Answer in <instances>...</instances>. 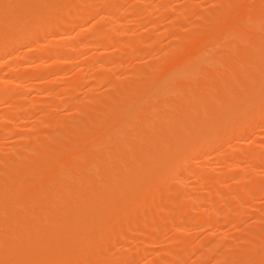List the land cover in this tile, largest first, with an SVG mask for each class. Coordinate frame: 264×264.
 <instances>
[{"label": "rangeland", "instance_id": "374dc122", "mask_svg": "<svg viewBox=\"0 0 264 264\" xmlns=\"http://www.w3.org/2000/svg\"><path fill=\"white\" fill-rule=\"evenodd\" d=\"M106 1L110 3V1H112V0H109V1L108 0H103V1L102 0H91V4L88 3V5L84 1L85 6L83 4L82 5L83 7L81 6L82 9L84 7H86V5H87L88 7L93 6V7H91L92 9L90 8L92 11L94 9L96 10V11L94 10L93 12H91L89 9L90 13L88 12L89 13L88 15L83 14V16H86L85 20L83 18V20L80 21V20H78L79 19L78 16L75 17V15L71 14V12L67 13L66 14L67 16L71 14L73 17L68 16L66 18V15H65V16H63L65 18L62 17V19L60 21L61 22L60 25L59 24L57 25L58 27L59 26H61V27L65 26V28L59 27L60 28L59 29L57 27L55 28V26L51 27V29L55 28L54 30L53 29L50 30V28H48V29L46 28L44 30L50 31V32L48 31V34H47V31H46V33L43 31V33L41 32L42 35L38 33L39 38H38V36H34L36 38L31 40L32 42H35L36 44L31 43V42L29 44V41H28V46H27V43L22 44L23 42L20 41L21 44L19 43V45L21 47L20 46L16 47V48H18V50H17L16 48H14V45H17L18 43L17 42H16V44L12 43L11 46H13L12 47L13 49L11 51H9V49H8L7 51H9V52L6 53L5 56H3V58L1 56V58H0V69H1L0 70V77L4 78L5 80L7 79V81H13L14 84H17V85H14V87L5 84L6 86H4V87L2 86L3 88L2 87L0 88V90L5 89V91L4 90L3 91L7 93V94H5V93L3 94V93H1L3 91H0V94L5 95L4 98H2L3 96H0V121H1L0 122V132L2 130L1 128H3L2 132L4 131V133H2V132L0 133L1 134L0 144L3 147L7 145L5 148H3L0 145L1 146L0 147V187H1L0 188V191H1L0 192V198H1V201H6L7 199L10 200L9 199V198H11L10 195H12V193L15 190V189H13L14 186H13L12 182L10 181V179L12 177L10 175L11 169L8 167L10 163L16 162V160H18L23 155H27L26 157H28V158H25V160H23V161L25 163L27 162L25 165H26V167H29L30 165H33L34 163H36L35 161H37L39 159L37 153H35L36 151L37 152L39 150H45L46 151L50 148L53 151L57 150L56 153L60 152V150L63 149V148L61 149L60 146L61 147H63L64 145L67 146L66 143H68L70 141L71 137L79 129H81L82 130L81 133L83 132L82 134H84V131H86L87 129H88L87 131L93 129L92 131L94 133V130L98 131V130H101L102 128L106 127V126H110L112 124L113 119H115L116 116L118 117V115L124 109L135 104L136 101H137L136 104L139 102V99H138L139 96L141 95L140 98L142 97V94L139 95V93L145 92L146 88H144V86L146 84H150V82L154 78L155 74H157L156 76H158L160 74V71H161L160 69H162V71H161V73H162L166 69L168 70V68L171 67V64L174 66H177V65H180V63L183 64L185 62H190V60L193 59L195 54L198 52L197 50H201L202 47H204L206 49V51L209 50L208 53H211L212 51L210 50L209 47L211 46L213 41L215 40L217 42L218 41L217 39H219L222 35L224 36V34H225V33L221 34L223 30L218 32L220 29L224 28L225 32L228 31V33H229L230 32L229 29L228 30H226V29L231 24L230 25V30H232L231 32H233V33L237 32V36H238L237 30L239 29V31H241L242 29L240 27L242 25H243L242 27H245L246 25L249 26L248 23L245 22V20H247V18H246L247 14H248L247 12H249L253 16V18L256 19L258 17L254 16L255 15L254 10H256V8H258V9L261 8V9H259L260 13H261L262 7L264 5V2H262L263 0H259L262 2V3L260 2L261 5L259 4V1H256V0H242V1L241 0H163V2H162V0H146L148 2H146V1L143 2V0L142 1L141 0H119V1H117L116 0L117 3L113 0L114 3L118 4L117 5L118 7L116 8V11L113 12L114 15L110 14L111 16L110 15L107 16L105 13L99 12V10L102 11L103 9H105L104 6L106 4L104 2H106ZM124 1H125V3H123ZM95 2H96V4L92 5V3L94 4ZM158 2H160V3H158ZM102 3H103V6H102ZM252 3L254 5H252ZM255 3H256V5H255ZM257 4H258V6H257ZM260 6H262V7H260ZM119 7H120V9H119ZM240 7H242V8H240ZM253 8H254V10H253ZM154 9H155V11H154ZM173 9H174V11H173ZM258 9H257V15L259 14ZM85 10H83V11L86 14ZM249 10L250 11L252 10V11L250 12ZM120 11H122V12H120ZM241 11H242V14H240ZM148 12H149V14H148ZM94 13H96V14H94ZM128 13H130L129 15H131L133 17L129 16ZM262 13H264V12L262 11ZM262 13H261V15H263ZM101 14L105 15L106 18L109 17V20L112 17L111 21L113 23L111 21H109V23L111 22V25L106 24L104 26V24H103L102 27L103 26L104 27L99 28V26H101V23H98V22L96 23V20L98 21V17H100ZM117 14H118V16H117ZM238 15L240 17H242V15H244L245 17L243 16L244 19L243 18L240 19ZM259 17H260V15H259ZM262 17H260V19ZM113 18L115 19V21ZM64 19L69 20V22L65 21V22H68L65 25H64L65 22L63 23ZM119 19H120V21H119ZM260 19H257V21L252 19V22L256 21L260 25L262 23L261 21L264 20V18L261 21H259ZM76 20H78V21H76ZM249 20H248V22H249ZM178 21L180 24L178 23ZM77 22H79V23H77ZM81 22H83V23H81ZM227 22L229 23V25H227L228 24ZM234 22H235L236 26L235 25L233 26ZM236 22H237V24H236ZM256 22H254V23L256 24ZM190 23H192V24H190ZM95 24H97L98 26H96ZM167 24H169V26ZM115 25H116V27H115ZM224 25L227 26V28H225ZM256 25H258V24H256ZM67 26H69V27H67ZM253 26L251 27L253 29L252 31H251V29L249 31H246V29L248 28L247 27V28H245V30L243 28V30L239 33V35L241 36V33L243 32L242 37L246 38L247 41L244 40V38H241L240 36H238L241 38V41H240V39H238V37L235 38V36H236L235 34L230 33L231 35H233V38H234L233 41L237 42V43L234 42L235 48L232 47L234 43L233 42L230 43V41H232V39L230 38V40H229V38L228 39L225 38V37H228V35H229L226 32V34H228V35L224 36L225 41L229 40L227 42H229L230 45H232V46H230L229 44L227 45V42H226V46H229V49L231 47L234 52L231 49L229 51V49L227 47L226 48L228 50L226 48H222V51H220V52L224 53L223 54L224 59H223V57H220V56L217 57L216 55L214 57V55H213L216 51H217L216 53H218V50H221V48H219V47H218L219 49H216V51H213L214 53L213 52L211 53L213 55V56H211V58L215 59L217 57L216 58L217 62H215V61H214V63L212 62L215 67L212 65L211 69L208 68V71L210 70L212 75H210V72H208V71L207 72H208L209 76L207 75V73H205L209 77V79H207V77H206L207 82L202 80V84L200 83V85L203 88L206 87L207 91L205 90V88H204V90H202L203 88H201L200 85H199V87L198 86L192 87L193 88L192 89L190 85H189L190 88H189V86L184 85L186 82H183V81H185V80L181 79L182 80L181 81L180 79L179 80L178 79H175V80L172 79V81H175L176 83H177V81H178V83H181V84L183 82L185 89H183L184 87H182V86H180V87H182V90H185V91H184L183 95L180 97H181V99H183L185 102L187 101L188 103L187 102L185 103L184 101L180 100L181 102H179V104L182 103L180 105V107H181L180 109H182L184 107V109H183L184 111L183 110L181 111L180 109H179V112L174 110L177 114H175V113L172 114V115H175V117H176V119L172 118L175 121V123L179 122L176 124L177 126H172L175 124L172 119L171 120L173 122L171 121L169 123H167V122L165 123V125L167 124L168 126H172L173 129H175V130L172 129L174 133L171 132L172 131L171 127L166 126L164 128L163 126H161L162 124L161 125L157 124V125L159 128L158 130L159 131L161 130L163 133L161 131L159 132L156 130L157 126L154 127L155 129L153 128V126L155 124L152 126L151 130L152 129L153 130L151 131V133L153 134L156 130V132L153 134L154 139H156L155 137H157V136H159V137H157V139H156L157 143L155 142V145L153 144V146L156 149L153 150V149H151L152 147L149 148L150 151H147V155L150 157H151V155H158L155 157H160L161 154L167 150L166 148L168 146H170V144H172V141H171L172 139L169 141L172 133H173V135L175 134V135H177V137L181 136L180 138H182L183 133L185 134V131L191 127L192 121L194 122V120H195L196 114L194 116V113H196V111H197L195 109V106L198 107V104H200V103L203 105L204 101L206 100L207 97H209L210 101L213 100V96H214L215 92H216V94H215V97L213 100V105H210L211 106L210 112H211V119L214 117V115H216L215 117H217V118H216V120L211 121L212 125H213V123H215L214 126L218 125L216 123L218 121L220 122L221 120H223L225 118V116L223 117V115H226V113L228 112V109L231 110L230 109L231 107L229 108V106H232V109L234 108L233 109L234 111L235 110L237 112L240 111L244 114H245V112H246V114H248V112L251 114L254 113V115L251 118H253L255 121L256 120L257 121L254 123L253 119H250L251 121L248 122L249 124L247 123V125H250V129L248 126L249 130L247 129L246 132L244 131L245 133H243V134L240 133L241 138L238 136V138L235 137L236 139L233 138L234 140L231 139L232 141L227 142L226 140H229V139H227V136H225L226 140L223 137H221V139L223 140V143L220 140V142L218 143L220 145H219V147L218 146L216 147V150L215 149H212L211 151L208 150V152L206 151L207 152L206 154L205 153L201 154V157L197 156V157H194L193 159H190L187 161V168L189 169V167L193 166L194 168L192 167L189 170L192 171V169H194L195 172L194 171L188 172L187 171L188 169H187L186 171L188 173H192V174H188L187 172H185L184 177H182L183 183L185 184L184 185L182 183V185H184V187L182 186L183 192H185L182 196L183 199L178 198L171 191V193L167 197L168 198L167 200H169V201L165 203V205L167 207L164 205V207H162L163 209L159 208V212L160 211L161 212L159 214L158 220H160V221H158V222L153 221V222H151L152 225L151 224L149 225V220L147 219V221H146V222H148L147 225L139 224V225H142L141 226L142 228L140 226H137V227L135 226V227H131L133 230H131V228H130V230L129 229L126 230V231H129V233H128L129 235H133L131 237L129 236L130 239H129L128 234H127L126 237L123 238V240H120L121 238L119 236L116 237L117 239H113L114 241L111 240L110 242L112 243V246L110 244V247L112 249H110V252L108 254L112 255L113 258H116V261L117 260L119 261V262H116V264H127V263L128 264H148V263L149 264H214V263H216V264H223V263L224 264H228V263L229 264H240V263L241 264H264V251H263L264 250V170H263L264 169V167H263L264 166V159H263L264 158V115H262V114H264V111H263L264 110V106H263L264 105V101H263V99H264L263 98V96H264V61H263L264 60V49H263L264 48V32H263L264 27L261 28L262 29V31H261L260 28H256V27L253 28ZM234 28H236V29H234ZM102 29H104V30L100 31ZM120 29L122 32L120 31ZM256 29H258L259 31ZM72 30H74V31H72ZM106 30H108V32ZM195 30H196V32H195ZM51 31H54L56 33L51 32ZM70 31H72V32H70ZM111 31H113V32H111ZM152 31H153V33H152ZM89 32H91L90 35H92V36H94V33L97 34L99 32H103L104 35L105 34L106 35L111 34V36H112L111 40L112 41L107 40V41H110V43L107 42V44L106 43L104 44L103 42L99 41V38L95 39L92 41L94 43V46H93L94 48L93 47H89V48L87 47V48L83 49L82 51H80V53H77V55L74 56V58H73L74 60H72L71 63L61 64L60 63L61 60L59 59V57H60L59 55L62 54V53L60 54L62 47L64 46L63 47V50H64V48H66V46L69 43H71V42H69V40L72 38L75 39L76 37H77L76 39H78L79 38L78 36H80L81 33H82V36H84L87 33V35H88L87 38H90V36L88 34ZM256 32H257V34H256ZM216 33H218L219 36ZM250 33H253V36ZM247 34L250 36L248 37ZM212 35L213 36L215 35L214 36L215 39L214 38L212 39V37H213ZM246 36L248 37V39ZM66 37H68L67 44H66L67 39H65ZM85 37H86V35H85ZM113 38H115V39H113ZM256 38H258V39H256ZM92 39H94V37H92ZM221 39H222V37H221ZM153 41H154V43H153ZM243 41H245V42H243ZM24 42H26V41H24ZM182 42H184V43H182ZM222 42H223V39H222ZM117 43H118L119 47L117 46ZM34 44H35V46H34ZM129 44H130V46H129ZM198 45H199V47H198ZM213 45L214 44H212V47H211L212 49H213ZM216 45H215V47L217 48ZM11 46H10V49H11ZM207 46H209V47H207ZM239 46H240V48H239ZM46 47H49V49H47ZM221 47H225V46L222 45ZM59 48L61 49L60 51H59ZM195 48H196V50H195ZM204 48H202V50H204L202 52H205ZM207 48H208V50H207ZM50 49H52V51ZM240 49L242 50V52ZM13 50H14V53H13ZM46 50H47V52H49L48 57H47V59H49L48 61L45 59V57L47 55L44 56V59L42 57V53L44 55L47 54V53H45ZM54 50H56V51H54ZM190 51H191V53H190ZM227 51L230 53L228 54ZM193 52H195V54ZM232 52H233V54H232ZM255 52L258 55L260 53V55L259 56L255 55L256 54ZM9 53H10V55H9ZM187 53H189V54H187ZM199 53H201V51ZM219 54H222V53H218L217 55H219ZM226 54H228V55H226ZM204 55L208 56L207 54H204ZM117 56H119V57H117ZM225 56H229V58L225 57ZM14 57H16L17 59ZM250 57H251V59H250ZM90 58H92V59H90ZM196 58H198V57H196ZM220 58H222V59H220ZM261 58H262V60H260ZM113 59H115V60H113ZM165 59H166V61H165ZM254 59H256V60H254ZM179 60H181V61H179ZM218 60H220V61H218ZM108 62H109V64H108ZM176 62H179V63L175 64ZM37 63L40 66H42V64H44V66L39 68V69H36L37 67H40V66H37L38 65ZM40 63H42V64H40ZM110 63H111V65H110ZM51 64H53V65H51ZM35 65H36V67H34ZM90 67H91V69H88ZM212 67H214V68H212ZM164 68H165V70H163ZM221 68H223L224 70ZM41 69L43 72L42 78L40 77V79L36 80L35 77L30 76L32 73L34 75L36 73V71H39ZM67 69L69 71H67ZM151 69H153V70L151 71ZM32 70L33 71L36 70L35 73ZM55 70H56V72H55ZM63 70H64V72H63ZM89 70H91V71H89ZM237 70H238V72H237ZM59 71H60V73H59ZM157 71H159V72H157ZM253 71L256 72V75L254 74ZM258 71H260L263 75H261L260 72H258ZM21 73L24 75H27L28 78L31 79V81L29 79H25L26 81L25 80L22 81L23 79L21 80L19 78V77H21ZM105 73H106V75H105ZM234 73H235V77L237 78V76H238V78H240V79H238V78L236 79L234 77ZM243 73H245V74H243ZM9 74H12V75H9ZM15 74L16 75L18 74L17 79H15L16 78ZM236 74H237V76H236ZM113 75H114V77H113ZM241 75L245 79V81H244V79H242ZM74 76H75V78L79 77L78 78L79 80L77 79V81H79V82H75L76 79L73 78ZM256 76H257V78H256ZM80 77L82 80L80 79ZM210 77L214 80H210ZM251 77H252V79H251ZM53 78L55 80H53ZM72 78H73V81L71 80ZM252 80H253V83H252ZM175 82H173V83L175 84ZM229 82H231V83H229ZM28 83L30 85H28ZM170 83H171V81H170ZM173 83H171V84H173ZM207 83L209 85H207ZM225 83H227L228 85ZM239 83H241V84L239 85ZM46 84H48V88H47ZM233 84H235V85H233ZM255 84H258V86H255ZM31 85H32V87H31ZM207 86L212 90L209 91V88ZM214 86L218 88V91H220V90L221 91L218 92ZM225 86H226V88H225ZM250 86H251V88H250ZM56 87H58V88H56ZM65 87H67V88H65ZM230 87L232 88L229 92V93H231V96L228 92H226V91H229ZM243 87H244L245 92L241 90V89H243ZM143 88H144V91H141ZM198 88H201V89H199L201 92L198 91ZM236 88H238V89L241 88V89L237 90ZM249 88L251 90H250V92L248 91L249 93L246 94V92ZM41 89H43V90H41ZM189 89L191 91H194V92L197 91L195 94L198 95V98L197 97L194 98V96H197L194 94V92H192V93L190 92L191 94H194L193 96L188 92L191 95V97H193V99H195V100H191L192 98L190 99V97H189L190 95L186 92ZM234 89H235V91H234L235 93L233 92ZM252 89L255 90V91L254 90L253 91L255 92V94H257L256 96H254L255 94L252 91ZM259 89H260V91H259ZM7 90H9V91L11 90L10 93L14 92V94H12L13 95L12 99H11V94ZM211 91H215V92L211 93ZM236 91H240V93L242 95ZM181 92H183V91H181ZM185 92H186V94H185ZM221 92L222 93L224 92L223 95ZM242 92L244 93V97H242L243 96ZM55 93H56V95H55ZM88 93H89V95H88ZM209 93H211V94H209ZM219 93H221V94L219 95ZM262 93H263V95H261ZM8 94H10V95H8ZM96 94H98V96ZM233 94H235L238 99L234 98L235 95L232 96ZM249 94L252 95L251 97L255 99L254 103L256 101V104L258 102V100H256V99L260 98L259 103L262 104L260 106V109L263 108V110H261L262 112L260 110H258L259 108L258 109H255V108L252 109L253 107H255L256 104H252L253 101H251ZM258 94H259V96H258ZM52 95H53V97H52ZM210 95H212V96H210ZM226 96L228 98H233L235 100L230 101ZM199 97H202L203 100L200 99ZM8 98H10V99H8ZM71 98H73V99H71ZM243 98L245 100L248 98L247 101H245L247 103L245 105L242 103ZM79 99L81 100V102ZM136 99H138V100H136ZM196 99L200 103L198 101H196ZM215 99H218V100L216 101ZM222 100H224V101H222ZM227 100H229L230 102H228ZM238 100L240 101V105H241L240 107L241 108L239 106H237L239 104ZM248 100H250V102ZM5 101H6V103H4ZM21 101H22V103H20ZM102 101H103V103H102ZM201 101H203V102H201ZM262 101H263V103H262ZM12 102L15 103L16 105H13ZM111 102H112V104H111ZM191 102L193 104L190 105L189 103H191ZM10 103H11V106L9 105ZM71 103L74 104V106ZM184 103L188 107H186L184 105ZM228 103L232 104V105H229ZM20 104H22V105H20ZM31 104H34V105L36 104L38 107L36 106L37 108H33L31 110V107L29 106ZM66 104L69 108L66 106ZM173 104H175V103H173ZM179 104L177 103V105H179ZM201 104H200V107H201ZM223 104L224 105L226 104L225 105L226 107L223 106ZM18 105H20V106H18ZM39 105H40V107H39ZM177 105H175V106L177 107ZM235 105L237 107H235ZM28 106H29V109L31 110V111L29 110V112L30 113L32 112L31 114L28 113V110H27ZM175 106H174V108H175ZM213 106H215V107L213 108ZM250 106H252V107L250 108ZM62 107H64V108H62ZM216 107L218 109H220V107H221V110L219 111ZM159 108H160V110H158V111H161V107H159ZM186 108H187V110H185ZM246 108H248V111H246ZM62 109H64V110H62ZM192 109L195 112H193ZM198 109H199V107H198ZM215 109H217L219 111V113H217L215 111ZM153 110H155V112H156V109H153ZM223 110H227V111H225V113H224ZM251 110H253V111H251ZM7 111H8V113H7ZM9 111H10V113H9ZM53 111H55L56 113H54ZM118 111L119 112L121 111V112L119 113ZM79 112H81V113H79ZM155 112L153 111L152 114L153 113L155 114ZM187 112H189V113H187ZM231 112H232V110H231ZM14 113L16 115H14L12 117L11 114H14ZM26 113H28V114H26ZM183 113H185V114L187 113L188 116L185 115V117H184ZM191 113H193L194 119L191 118L192 117L191 115H189ZM24 114H26V115H24ZM28 115H29V117H28ZM3 116H4V118H3ZM10 117H11V119H10ZM49 117H52V118H49ZM186 117H188L189 119L191 118V119L190 120L188 119V121L184 120V119H187ZM2 118L4 119V122L2 121ZM74 118H75V120H74ZM180 118H181V120H180ZM13 119H14V121H13ZM72 119H73V121H72ZM107 119H108V121H106ZM181 121H183V122H181ZM186 121H187V123H186ZM215 121H217V122H215ZM189 122L191 123V125ZM252 122L254 125L252 124ZM257 122H258V124H257ZM31 123H32V125H30ZM109 123H111V124H109ZM14 124L16 126H14ZM63 124L68 125L70 129L66 128V129H68V131L65 132L64 129L66 126ZM178 124H181V125L179 126ZM187 124L190 126L186 127ZM256 124H257V127H256ZM40 125H41V127L36 128L37 126H40ZM76 125H79L81 128L76 126ZM84 126H86V127L88 126L86 130H84L86 128ZM32 127H33V129H32ZM182 127L185 129V131ZM6 128L8 129V131L5 130ZM9 128H12V129L15 128V130L21 129L24 132H26L25 136H27V135L28 136H27V138L24 137L25 139H22V138L17 137V136H12L11 134H8L9 132L12 133V131H13V130L10 131ZM72 128L75 129V131L74 130L72 131L71 130ZM160 128H162V129H160ZM136 129L137 128H135L134 131ZM25 130H27V131H25ZM30 130H31V132L28 133V131H30ZM63 130H64L65 134H67V136H63V135H65L64 133L63 134L61 133ZM69 130H71V132ZM177 130L181 131V133H179ZM166 131H167V133H166ZM52 133H53V135L51 136ZM89 133H90V131H89ZM164 133L167 135L165 136ZM125 134H126V136L125 135L124 136L126 138V137L131 136L133 133L131 134L129 131H127V133H125ZM244 134H245V136H244ZM90 135H92V133ZM236 135H238V133ZM236 135H232V136L234 137ZM131 137L133 139V136H131ZM168 137H170V138H168ZM130 138H128V139H130ZM229 138H231V137H229ZM33 139H34V141H33ZM128 139L126 138V140L124 141V143H126V144L123 143L124 145L123 144L121 145V146H123V148H118V150L116 151L117 153L116 152L114 153L116 155H113V153L111 154L112 155L111 160H109L110 158H108V157L106 158L108 160V163H109L110 161L113 160L112 158L115 157L113 161L117 160L116 161L117 163L113 162V163H115V164H113L112 162H110L112 164H110V163L109 164L111 166L114 165L117 169L115 167H114V169H113V167L111 169L110 168L111 166H109L107 164L109 167V170H110L109 171L108 167L106 168L107 165H105V163H107V160L105 159L106 161L103 165V166H105V170L107 169V171L109 173L112 171L113 174L115 171V175L112 176L113 178L110 180V182H108V181L106 182V187L104 186L105 188L102 189L103 191L100 190L98 192L97 196L101 199L103 196V199L108 200V198H109L108 196H112L114 193H116L117 188H119L121 182H123L125 179H126L125 181H127L130 177V179L127 181L129 183V181L135 177L134 175L137 174V172L140 173V172H143L145 170V168H146L145 165L147 164L145 162H148L150 160L149 159L150 157H148L147 159L142 158L136 164V166L132 165L133 163L130 161L133 160V158L131 155V149L129 150V146L131 145L132 140L130 139L131 141L129 142ZM20 140H23V141H20ZM55 141H58V142L55 143ZM34 143L36 146L34 145ZM25 144H26V146H25ZM251 144H253V145H251ZM43 146H44V149H43ZM47 146H48V148H47ZM58 146H59V148L57 149ZM221 146H223V147H221ZM7 147L9 149H7ZM29 148L31 150H29ZM130 148H131V146H130ZM119 149H120V152H118ZM126 149L128 151H126ZM123 150H125L128 153L130 152V154L125 153L122 155ZM163 150H165V151H163ZM4 151H6V152H4ZM219 151L220 152L222 151V152L220 153ZM28 152H31V153L29 154ZM249 152H250V154H249ZM3 153H6V154H3ZM60 153L57 154L59 157L56 158V162L67 163L71 160H73V162H74L75 160H78V158L80 157V154L76 153V152H69V154L67 152L61 153V154ZM118 153H120L121 156H124L127 154L126 155L127 157L124 156V158H122V160H121V158L119 156L118 157L119 159H117ZM231 154H233V156ZM224 156H225V158H224ZM17 157H18V159H17ZM109 157H110V155H109ZM153 157L154 156H152V158ZM3 158H4V161H3ZM126 158H128V160ZM118 160H120V163L118 162ZM256 160H257V162H256ZM122 163L124 165H122ZM129 164H131V165H129ZM22 165H23V163H22ZM25 165H23V166H25ZM236 165H238V166H236ZM248 166H250V167H248ZM10 167H12V166H10ZM136 167H138L139 169ZM233 167H235V168H233ZM243 167H244V169H243ZM49 168H51V167H48V169ZM122 168L125 172L122 170ZM126 168H128V169H126ZM119 169H120V171H119ZM130 170H132L131 172H134V171H136V172H134L133 174L132 173L130 174ZM197 170H199L200 172H198ZM121 172H123V173H121ZM5 173H7V174H5ZM195 173L196 174L198 173L199 176H201V177L199 178V176H197L198 174L196 175ZM216 173H218V174H216ZM127 174L129 175L128 177H126ZM115 177H116V179H115ZM114 181H115V183H114ZM256 181H258V182L256 183ZM112 182L114 184H111ZM250 182H252V183H250ZM253 182L255 185L254 190L257 187V190L253 191L254 193L252 192ZM107 184H108V186H107ZM224 185H226V186H224ZM227 186H229V187H227ZM247 186L249 187V189L247 188ZM113 187H114V189H113ZM22 188H20V190H18V191L15 190L17 197H19V199H20V197H23L26 194V190H22ZM109 188L110 189L112 188L114 190V192L112 190H110V192H112L111 195L109 193ZM195 188H197V189H195ZM250 189H251V192H248V190H250ZM76 190H77V194H78V189H76ZM3 191H4V193H3ZM216 191H219V192H216ZM15 192H14V194H15ZM102 192L104 194L99 195ZM105 192H106V194L109 193V195L106 196ZM74 193H76V191H74ZM74 193H72V194L74 195ZM237 194H238V197H237ZM259 194H261V195H259ZM73 195H72V197H73ZM192 195H194V196H192ZM105 196L108 198L106 199ZM184 196H185V198H184ZM25 197H27V196H25ZM76 197L77 196L75 195L73 199H76ZM169 197H171V198L169 199ZM228 198H229V200H228ZM26 199H28V198H26ZM54 199L50 198V200L54 201L55 204L56 203L58 204V200L56 202ZM22 200H24V197ZM22 200L20 199V201H22ZM50 200H49V202H50ZM231 201H233V202H231ZM22 202H23L22 205H24V201H22ZM49 202H47L45 204L47 205V204H49ZM212 202H214L215 207L212 205L213 204ZM242 202H244V203H242ZM43 203H40V204L42 205ZM54 203H53V206L55 205ZM178 203H179L180 207L178 206ZM201 203H203V204H201ZM40 204H38L39 207H40ZM46 205H43V207L45 206V208L43 210L47 209ZM174 205H177L176 207H178V209L175 208V210H174V207H175ZM210 205H211V207H210ZM47 206H49V205H47ZM51 206H52V204H51ZM57 206L59 207L60 205L58 204ZM182 206H184V207H182ZM55 207H56V205H55ZM50 209H52V211L54 210L55 215H56V209L57 208H51L49 206V211H50ZM202 209H203V211H202ZM39 210H37V211L40 213ZM188 210H190V211H188ZM46 211H42V213L43 212L45 213ZM49 211H48V213H49ZM38 212H36V213H38ZM220 212H222V213H220ZM50 213L48 215H49V217L52 218L53 215L51 214L52 216H50ZM164 213H165V215H164ZM210 213H212V214H210ZM228 213H229V215H228ZM39 215H41V214H38V217H40V220H43L42 216H39ZM184 216L186 217V219L184 218ZM192 216H194V217H192ZM212 216H213V218H212ZM43 217H45V216H43ZM200 217H201V219H200ZM231 217H233V218H231ZM23 218H24V220H26L25 216L22 217L21 219H23ZM46 218H47V216H46ZM230 219H231V221H230ZM145 220L146 219L144 218V221ZM166 220H167V222H166ZM197 221H198V223L195 224V222H197ZM27 222L28 221L26 220V223ZM185 222H187V223H185ZM229 222H230V224H229ZM183 224H185V225H183ZM155 226H156V228H155ZM224 226H226V227H224ZM212 227H213V229H212ZM9 228H12V227L9 226ZM210 229H211V231H210ZM227 229H229V230H227ZM6 230H8V229H6ZM6 230H4L5 233L4 232L3 233L0 232V233L2 235H4V234L7 235L8 233ZM12 231L10 229L11 233H13ZM8 232H9V230H8ZM10 232H9V235L11 236ZM155 233H158V234H155ZM173 233H175V234H173ZM1 234H0V237L2 236ZM6 237H4V238H6ZM126 238H128V239H126ZM2 239L3 238L1 237V242H2ZM200 239H202V240H200ZM6 240H8V239H6ZM116 240H118L119 243L123 241L122 246H120L121 243H120V245L117 244L116 242H118V241H116ZM6 242L4 241L5 244H6ZM170 242H172V243H170ZM131 243H132V245H131ZM114 244H116V245H114ZM145 246L147 247V249ZM246 247H248V248H246ZM0 248H1V246H0ZM139 248H143V249H139ZM202 248H203V250H202ZM138 249L141 251H138ZM150 252H152V254ZM248 253H249V256L247 257ZM257 253H259V254H257ZM122 254H123V256H122ZM146 254L147 255L150 254V256H147ZM132 255H133V257H132ZM219 257H221V258H219ZM44 258L45 257L39 256V260H41V261L46 259V258L45 259ZM163 260L165 262H162Z\"/></svg>", "mask_w": 264, "mask_h": 264}, {"label": "bare ground", "instance_id": "6f19581e", "mask_svg": "<svg viewBox=\"0 0 264 264\" xmlns=\"http://www.w3.org/2000/svg\"><path fill=\"white\" fill-rule=\"evenodd\" d=\"M89 4H91V0H0V58L2 56H5L6 53H8L9 51H11L13 48V46H11V44H16V42L18 43L17 45H14V48L20 46L19 43L21 44L20 41H22L23 43L22 44H26L27 43V46H28V41H29V44L30 42L31 43H35V42H32L31 40L36 38L34 36H38V33L41 34V32L43 33V31L46 33L47 30H44V29H48L50 28V30H54L56 27L57 28H62L61 26H57L58 24L60 25V21L62 19L63 16H65L67 13H70L71 14H74L75 17L78 16V20H85V17L86 16H83L84 15H88L91 12H93L91 9V7H88L86 5V7H84L82 9V5L84 4L85 6V2ZM90 1V2H89ZM103 1V0H102ZM109 1V0H108ZM116 2V0H114ZM119 1V0H117ZM142 1V0H141ZM146 1V0H143V2ZM242 1V0H241ZM256 1H259V0H256ZM93 2V1H92ZM107 2V1H106ZM104 2L105 4V9H103L102 11L99 10L100 13H105L107 16H109L110 14L111 15H114L113 12L116 11V8L118 7L116 3L112 1L109 2ZM148 2V1H146ZM163 2V0H162ZM174 2V1H173ZM231 2V1H230ZM235 2V1H234ZM261 1H259V4H260ZM264 2V0L262 1ZM261 2V3H262ZM119 3V2H118ZM121 3V2H120ZM125 3V1L123 2ZM140 3V2H139ZM160 3V2H158ZM96 2L92 5H95ZM134 4V3H133ZM150 4V3H149ZM98 5V4H97ZM152 5V4H151ZM163 5V4H162ZM174 5V4H173ZM232 5V4H231ZM252 5H254L252 3ZM256 5V3H255ZM261 5V4H260ZM82 6V7H81ZM90 6V5H89ZM102 6H103V3H102ZM153 6V5H152ZM159 6V5H158ZM258 6V4H257ZM156 7V6H155ZM166 7V6H165ZM246 7V6H245ZM251 7V6H250ZM262 7V6H260ZM264 7V5H263ZM262 7V10H261V13L262 11L264 12V8ZM91 8V9H90ZM123 8V7H122ZM139 8V7H138ZM151 8V7H150ZM159 8V7H158ZM180 8V7H179ZM185 8V7H184ZM198 8V7H197ZM236 8V7H235ZM242 8V7H240ZM247 8V7H246ZM86 9V10H85ZM90 9V11H89ZM97 9V8H96ZM120 9V7H119ZM148 9V8H147ZM257 9L253 10L255 11V17L257 16L258 18H253V16L247 12V20H245V22L248 23L249 26H246L245 27H240L242 30L244 28H247L246 31H249L251 29V31L253 30L251 27L253 26L256 27V28H263L264 27V20H262L264 18V13H262L263 15H261L260 13V10L261 8H259V14L257 15ZM86 11V14L84 13V11ZM98 10V9H97ZM96 11V10H95ZM155 11V9H154ZM164 11V10H163ZM174 11V9H173ZM188 11V10H187ZM197 11V10H196ZM217 11V10H216ZM246 11V10H245ZM250 11V10H249ZM252 11V10H251ZM250 11V12H251ZM89 12V13H88ZM118 12V11H117ZM122 12V11H120ZM133 12V11H132ZM150 12V11H149ZM148 12V14H149ZM65 13V14H64ZM113 13V14H112ZM153 13V12H152ZM160 13V12H159ZM238 13V12H237ZM253 13V12H252ZM68 15V16H72V15ZM96 14V13H94ZM99 14V13H98ZM130 13H128L129 15ZM239 14V13H238ZM242 14V11L241 13ZM110 15V16H111ZM192 15V14H191ZM212 15V14H211ZM232 15V14H231ZM249 15V16H248ZM262 17L260 19V17ZM66 15V18L68 17ZM96 16V15H95ZM116 16V15H115ZM118 16V14H117ZM120 16V15H119ZM131 16V15H129ZM148 16V15H147ZM239 16V15H238ZM244 15H242V17L239 16V18H243ZM252 16V17H251ZM73 17V16H72ZM126 17V16H125ZM128 17V16H127ZM133 17V16H131ZM188 17V16H187ZM186 17V18H187ZM245 17V16H244ZM65 18V17H63ZM82 18V19H81ZM93 18V17H92ZM91 18V19H92ZM139 18V17H138ZM231 18V17H230ZM236 18V17H235ZM74 19V18H73ZM87 19V18H86ZM112 19V17H111ZM111 19L109 20V17L106 18L105 15L101 14L100 17H98V21L96 20V23H101V26H99V28H103L106 24L108 25H111ZM114 19V18H113ZM166 19V18H165ZM206 19V18H205ZM204 19V20H205ZM225 19V18H224ZM229 19V18H228ZM232 19V18H231ZM244 19V18H243ZM250 19V20H249ZM252 19L253 20H256L257 19H260L259 21H261L262 23L259 25V23H257L256 21V25L254 22H252ZM76 20V21H78ZM117 20V19H116ZM153 20V19H152ZM175 20V19H174ZM179 20V19H178ZM236 20V19H235ZM249 20V22H248ZM65 21H68L69 20H63V23ZM71 21V20H70ZM94 21V20H93ZM108 21V22H107ZM109 21H111L109 23ZM115 21V19H114ZM120 21V19H119ZM231 21V20H230ZM244 21V20H243ZM242 21V22H243ZM251 21V22H250ZM68 22H65V24H67ZM74 22V21H73ZM224 22V21H223ZM240 22V21H239ZM79 23V22H77ZM83 23V22H81ZM113 23V22H112ZM179 23V21H178ZM225 23V22H224ZM228 23V22H227ZM231 23V22H230ZM252 23V24H251ZM87 24V23H86ZM104 24V26L102 27V25ZM180 24V23H179ZM182 24V23H181ZM192 24V23H190ZM237 24V22H236ZM239 24V23H238ZM96 26H98L97 24H95ZM107 25V26H108ZM169 26V24H167ZM229 25V23L227 24ZM231 25V24H230ZM230 25L228 26H225V28H227L226 30L229 29V33L228 31H226L228 34H226L225 32V29H220L218 32L222 31L221 34H224V36H227L228 37H225L226 39L230 38L232 39L231 42H235L237 43L236 41H233L234 38H233V35H231L230 33H233L231 32L232 30H230ZM235 25V22L233 23V26ZM252 25V26H251ZM262 25V26H261ZM52 26H55V28H52ZM83 26V25H82ZM85 26V25H84ZM106 26V27H107ZM232 26V27H233ZM236 26V25H235ZM239 26V25H238ZM261 26V27H260ZM69 27V26H67ZM116 27V25H115ZM146 27V26H145ZM157 27V26H156ZM155 27V28H156ZM59 28V29H60ZM65 28V26L63 27ZM89 28V27H88ZM111 28V27H110ZM119 28V27H118ZM122 28V27H121ZM154 29V28H153ZM163 29V28H162ZM170 29V28H169ZM179 29V28H178ZM193 29V28H192ZM236 29V28H234ZM70 30V29H69ZM99 30V29H98ZM104 29L100 30V31H103ZM241 30V31H242ZM258 30V29H256ZM49 31V30H48ZM48 31H47V34H48ZM74 31V30H72ZM70 31V32H72ZM108 32V30H106ZM105 31V32H106ZM114 31V30H113ZM111 31V32H113ZM121 31V29H120ZM171 31V30H170ZM238 31V36L239 33L241 31H239V29L237 30ZM259 31V30H258ZM262 31V29H261ZM50 32V31H49ZM51 32H54V31H51ZM122 32V31H121ZM120 32V33H121ZM194 32V31H193ZM196 32V30H195ZM264 32V30H263ZM56 33V32H54ZM91 32H89V36L90 38H87L88 35L87 33L85 34L84 36H82V33L80 34V36H78L79 38L78 39H70L69 43L66 48H64L63 50V47H62V50L59 48V51H60V54L58 57L59 59L61 60V64H66V63H71L72 60H74V56L77 55V53H80V51H82L83 49L85 48H89V47H93L94 46V43L92 42L93 40L95 39H98L99 38V41L100 42H103L104 44L107 42L110 43V41H107V40H111L112 36L111 34L109 35H104L103 32H99L97 34L94 33V36L90 35ZM127 33V32H126ZM153 33V31H152ZM37 34V35H36ZM46 34V35H47ZM70 34V33H69ZM84 34V33H83ZM114 34V33H113ZM212 34V33H211ZM215 34V33H214ZM218 35V33H216ZM233 34H235V38H237V32H234ZM246 34V33H245ZM244 34V35H245ZM252 34L253 36V33H250ZM257 34V32H256ZM42 35V34H41ZM45 35V34H44ZM57 35V34H56ZM142 35V34H141ZM157 35V34H156ZM186 35V34H185ZM61 36V35H60ZM65 36V35H64ZM77 36V35H76ZM146 36V35H145ZM197 36V35H196ZM213 36V35H212ZM215 36V35H214ZM214 36L212 37V39L214 38ZM219 36V35H218ZM224 36L222 35V39H223V42H222V39L221 37L219 39H217L218 41L215 42L213 41L212 44L213 45V49L211 48L212 47V44L211 46H207L210 48V50L213 52V51H216V49H219L221 48V50H218V53H222V54H219L217 55L218 53H214V57L215 55L217 57H223L224 59V56H223V52H220L222 51V48H228L229 49V46H226V42L229 41V40H226L225 41V38ZM243 36V32L241 33V38H244L242 37ZM247 36L249 37L250 35L247 34ZM246 36V37H247ZM256 36V35H255ZM48 37V36H47ZM57 37V36H56ZM70 37V36H69ZM92 37H94V39H92ZM96 37V38H95ZM117 37V36H116ZM115 37V38H116ZM238 37V39H240L241 41V38ZM247 37V39H248ZM39 38V36H38ZM62 38V37H61ZM101 38V39H100ZM113 38V39H115ZM209 38V37H208ZM254 38V37H253ZM65 39L66 40V44H67V41H68V37H66ZM92 39V40H91ZM211 39V40H212ZM215 39V38H214ZM258 39V38H256ZM74 40V41H73ZM77 40V41H76ZM223 43H221L220 41ZM244 40H246V38H244ZM26 41V42H24ZM106 41V42H105ZM112 41V40H111ZM125 41V40H124ZM140 41V40H139ZM247 41V40H246ZM52 42V41H51ZM131 42V41H130ZM138 42V41H137ZM199 42V41H198ZM219 42V43H218ZM245 42V41H243ZM249 42V41H248ZM136 43V42H135ZM139 43V42H138ZM154 43V41H153ZM184 43V42H182ZM217 45H216V44ZM229 42H227V45L229 44ZM235 43L230 46L234 47L235 48ZM258 43V42H257ZM36 44V43H35ZM34 44V46H35ZM115 44V43H114ZM126 44V43H125ZM187 44V43H186ZM209 44V43H208ZM207 44V45H208ZM44 45V44H43ZM97 45V44H96ZM121 45V44H120ZM178 45V44H177ZM201 45V44H200ZM215 45L217 46V48L215 47ZM219 45V46H218ZM222 45H224L225 47H221ZM10 46H11V49H10ZM37 46V45H36ZM39 46V45H38ZM117 46H118V43H117ZM130 46V44H129ZM252 46V45H251ZM250 46V47H251ZM261 46V45H260ZM21 47V46H20ZM50 47V46H49ZM49 47H46L47 49H49ZM54 47V46H53ZM99 47V46H98ZM111 47V46H110ZM113 47V46H112ZM119 47V46H118ZM174 47V46H173ZM178 47V46H177ZM199 47V45H198ZM206 47V46H205ZM219 47V48H218ZM45 48V49H46ZM52 48V47H51ZM94 48V47H93ZM103 48V47H102ZM204 48V47H202ZM197 50L198 54L195 52H193L195 54V56L193 57V59L190 60V62H185V63H180V65H177V66H174L171 64V69L168 68V70L165 68L163 70H165L164 72L161 73L162 69H160V74L158 76H156L157 74H155L154 78L151 80L150 84H144V88L145 89V92H140V94H142V97L140 98L139 96V102L136 104H133L131 105L130 107L124 109L119 115L118 117L116 116L115 119H113L112 121V124L110 126H106L104 128H102L101 130H98V131H95L94 130V133H93V129L92 130H89L87 131V127H86L84 130V134L81 133V129H79L78 131L75 132V134L72 136L71 134V139L68 143H66L67 146H63L60 148L62 150H60L61 153H65L67 152L69 154V152H76V153H79L80 154V157L78 158V160H75L73 162V160L67 162V163H62V162H56V158H58L59 156L57 154H59L60 152L56 153V151H53L51 150L50 148L48 150H39L38 152L36 151L35 153H37L38 155V160L35 161L36 163H34L33 165H30L29 167H26V163L23 161L25 160V158H28L26 157L27 155H23L21 156L19 159L17 157L18 160H16V162H12L9 164V168L11 169V179L10 181L12 182L13 184V189L15 190H20V188H22V190H26V194L24 197V200L23 197H20V199L22 201H24V205L22 201H20L19 197H17V194L15 192L12 193V195H10L11 198H9L10 200H6V201H1V198H0V232H4V230L8 229L9 232H10V229L13 233L10 232L11 236L9 235V232L8 230L7 231V235L10 237H8L6 234L2 235L1 233V237L3 238L2 239V242H1V237H0V264H116V262H119L118 260L116 261V258H113L112 255L108 254L110 252V249H112L110 247V244L112 246V243L110 242L111 240L114 241L113 239H117L116 237L119 236L121 239L120 240H123L124 237H126V235L129 233V231H126L127 229L130 230L131 227H137V226H142V225H139V224H145L147 225L148 222L147 219L149 220V225L155 221V222H158L160 220H158L159 218V208H162L164 207L165 203L168 202L169 200H167L169 194L171 193V191L173 192V194L175 196H177L178 198L180 199H183L182 196L185 192H183V188L182 186L184 187V183H183V179L182 177H184V174L185 172H189L190 168H192L193 166L189 167V169L187 168V161L190 160V159H193L194 157H197V156H200L201 157V154L203 153H207L208 150H212V149H215L216 150V147L220 144H218L220 142V140L222 141L223 143V140L221 139V137H223L225 140H226V137L227 136V139L229 140H226L227 142L229 141H232L231 139H236L235 137L238 138V136L241 138V134L240 133H245L246 130L248 129V126H249V129H250V125H247L248 122H250L251 120L250 119H253L251 118L253 114L249 113L245 114L242 113V112H237L236 110L234 111L232 109V106H229V105H232V104H229V108L232 110H229L228 109V112L226 113V115H223V117L225 116V118L223 120H221L220 122L218 121H215L217 122L216 124L218 125H215V123H211V121H214L216 120L217 117H215L216 115H214V117L211 119V112H210V108L211 106L210 105H213V100H214V97H215V94L216 92L215 91H211V93L215 92L214 93V96H213V100L210 101L209 97L206 98V100L204 101V104L202 105L197 99L196 101H198L200 104H201V107H200V104H198V107L195 106V109L197 110L196 113H194V116L196 114V117H195V120L194 122L192 121V125L190 128H188V130L185 131V134L183 133V136L182 138L180 137H177V135H173V127L172 126H177L176 124L179 123H175V121L172 119V118H175V115H172L173 113L177 114L174 110L178 111L179 112V109L181 108L180 105L182 104H179V102H181L180 100L184 101L183 99H181L180 96L183 95L184 91L185 90H182V87L185 86H191L192 87H199L200 83L202 84V80L203 81H206V77L207 79H209V74L208 72H210V70L208 71V68L211 69V66L213 65L214 61L217 62L216 58L213 59L211 58V56H213L211 53H208L209 50L207 48L208 51H206L205 49V52H202L204 50ZM226 48V49H227ZM238 48V47H237ZM240 48V46H239ZM245 48V47H244ZM256 48V47H255ZM263 48V47H262ZM9 49V51H7ZM18 50V48H16ZM43 49V48H42ZM41 49V50H42ZM44 49V50H45ZM91 49V48H90ZM198 49V48H197ZM227 49V50H228ZM230 49L233 51V49L230 47ZM229 49V51H230ZM248 49V48H247ZM264 49V48H263ZM262 49V50H263ZM15 50V49H14ZM14 50H13V53H14ZM33 50V49H32ZM52 51V49H50ZM58 50V49H57ZM194 50V49H193ZM196 50V48H195ZM241 50V49H240ZM249 50V49H248ZM258 50V49H257ZM260 50V49H259ZM261 50V51H262ZM56 51V50H54ZM63 51V52H62ZM201 51V53H199ZM25 52V51H24ZM43 52V51H42ZM109 52V51H108ZM225 52V51H224ZM228 52V51H227ZM234 52V51H233ZM232 52V54H233ZM242 52V50H241ZM11 53V52H10ZM9 53V55H10ZM34 53V52H33ZM47 54H43L42 53V57L44 59V56L45 59L48 61L49 59H47L48 57V54L49 52H46ZM57 53V52H56ZM82 53V52H81ZM116 53V52H115ZM191 53V51H190ZM203 53V54H202ZM230 52H228L229 54ZM256 53V52H255ZM92 54V53H91ZM111 54V53H110ZM165 54V53H164ZM189 54V53H187ZM200 54V55H199ZM202 54V55H201ZM204 54H207L208 56L204 55ZM226 54V55H228ZM250 54V53H249ZM55 55V54H54ZM81 55V54H80ZM88 55V54H87ZM86 55V56H87ZM100 55V54H99ZM115 55V54H114ZM127 55V54H126ZM193 55V54H192ZM199 55V56H198ZM248 55V54H247ZM255 55H258L257 53ZM260 55V53H259ZM258 55V56H259ZM29 56V55H28ZM37 56V55H36ZM41 56V55H40ZM84 56V55H83ZM176 56V55H175ZM185 56V55H184ZM210 56V57H209ZM231 56V55H230ZM249 56V55H248ZM50 57V56H49ZM80 57V56H79ZM91 57V56H90ZM119 57V56H117ZM116 57V58H117ZM121 57V56H120ZM155 57V56H154ZM177 57V56H176ZM198 57V58H196ZM225 57H228L229 56H225ZM237 57V56H236ZM242 57V56H241ZM252 57V56H251ZM250 57V59H251ZM257 57V56H256ZM255 57V58H256ZM16 58V57H14ZM76 58V57H75ZM122 58V57H121ZM133 58V57H132ZM178 58V57H177ZM195 58V59H194ZM259 58V57H258ZM17 59V58H16ZM92 59V58H90ZM89 59V60H90ZM128 59V58H127ZM130 59V58H129ZM155 59V58H154ZM164 59V58H163ZM186 59V58H185ZM222 59V58H220ZM257 59V58H256ZM254 59V60H256ZM24 60V59H23ZM115 60V59H113ZM124 60V59H123ZM262 60V58L260 59ZM99 61V60H98ZM120 61V60H119ZM118 61V62H119ZM153 61V60H152ZM166 61V59H165ZM181 61V60H179ZM220 61V60H218ZM242 61V60H241ZM264 61V60H263ZM11 62V61H10ZM20 62V61H19ZM111 62V61H110ZM115 62V61H114ZM213 62V63H212ZM248 62V61H247ZM256 62V61H255ZM18 63V62H17ZM43 63V62H42ZM40 63V64H42ZM179 62H176L175 64H177ZM259 63V62H258ZM261 63V62H260ZM21 64V63H20ZM19 64V65H20ZM38 64V63H37ZM54 64V63H53ZM51 64V65H53ZM57 64V63H56ZM109 64V62H108ZM220 64V63H219ZM234 64V63H233ZM248 64V63H247ZM76 65V64H75ZM111 65V63H110ZM148 65V64H147ZM235 65V64H234ZM254 65V64H253ZM256 65V64H255ZM15 66V65H14ZM37 66H40L39 64ZM44 64H42V66L40 67H37L36 69H39L41 67H43ZM58 66V65H57ZM159 66V65H158ZM173 66V67H172ZM214 66V65H213ZM236 66V65H235ZM36 67V65L34 66ZM71 67V66H70ZM99 67V66H98ZM141 67V66H140ZM215 67V66H214ZM212 67V68H214ZM223 67V66H222ZM226 67V66H225ZM230 67V66H229ZM244 67V66H243ZM257 67V66H256ZM255 67V68H256ZM29 68V67H28ZM53 68V67H52ZM68 68V67H67ZM167 68V67H166ZM88 69H91L88 68ZM223 69V68H221ZM231 69V68H230ZM241 69V68H240ZM244 69V68H243ZM1 70V69H0ZM44 70V69H43ZM58 70V69H57ZM153 69H151L152 71ZM224 70V69H223ZM233 70V69H232ZM247 70V69H246ZM249 70V69H248ZM11 71V70H10ZM14 71V70H13ZM33 71V70H32ZM31 71V72H32ZM36 71V70H35ZM35 71H33L35 73ZM67 71H69L67 69ZM66 71V72H67ZM74 71V70H73ZM91 71V70H89ZM208 71V72H207ZM213 71V70H212ZM220 71V70H219ZM20 72V71H19ZM42 69L39 70V71H36V73L33 75V73L30 75L32 77H35L36 80L37 79H40V77L42 78ZM54 72V71H53ZM56 72V70H55ZM64 72V70H63ZM159 72V71H157ZM215 72V71H214ZM213 72V73H214ZM238 72V70H237ZM243 72V71H242ZM254 72V71H253ZM260 72V71H258ZM60 73V71H59ZM62 73V72H61ZM78 73V72H77ZM144 73V72H143ZM146 73V72H145ZM207 73V75L205 74ZM216 73V72H215ZM82 74V73H81ZM219 74V73H218ZM217 74V75H218ZM224 74V73H223ZM241 74V73H240ZM239 74V75H240ZM245 74V73H243ZM254 74L256 75V72H254ZM261 75H263L261 72H260ZM9 75H12V74H9ZM16 75V74H15ZM79 75V74H78ZM90 75V74H89ZM106 75V73H105ZM210 75L211 72H210ZM17 76L18 74L16 75V78L17 79ZM80 76V75H79ZM88 76V75H87ZM100 76V75H99ZM219 76V75H218ZM221 76V75H220ZM237 76V74H236ZM246 76V75H245ZM250 76V75H249ZM253 76V75H252ZM259 76V75H258ZM31 77V78H32ZM104 77V76H103ZM108 77V76H107ZM114 77V75H113ZM116 77V76H115ZM213 77V76H212ZM225 77V76H224ZM234 77H235V73H234ZM242 77V75H241ZM254 77V76H253ZM262 77V76H261ZM260 77V78H261ZM13 78V77H12ZM22 81H24L25 79H29L31 81L30 78H28L27 75H24L21 73V77H19ZM75 78V76L73 77ZM73 78L71 79L73 81ZM79 77L75 78L76 81L75 82H79L77 81ZM143 78V77H142ZM148 78V77H147ZM214 78V77H213ZM230 78V77H229ZM236 78V77H235ZM238 78V76H237ZM236 78V79H237ZM248 78V77H247ZM257 78V76H256ZM14 79V80H15ZM50 79V78H49ZM60 79V78H59ZM74 79V80H75ZM81 79V77H80ZM119 79V78H118ZM172 79H182V80H185L183 82H186L184 85H183V82L182 84L181 83H177L175 81H172ZM205 79V80H204ZM240 79V78H238ZM242 79H244L242 77ZM252 79V77H251ZM35 80V79H34ZM53 80H55L53 78ZM66 80V79H65ZM79 80V79H78ZM82 80V79H81ZM181 80V81H182ZM210 80H214L210 77ZM26 81V80H25ZM85 81V80H84ZM100 81V80H99ZM103 81V80H102ZM125 81V80H124ZM173 83L175 82V84H171L170 83ZM243 81V80H242ZM245 81V79H244ZM180 82V81H179ZM210 82V81H209ZM212 82V81H211ZM217 82V81H216ZM224 82V81H223ZM247 82V81H246ZM263 82V81H262ZM16 83V82H15ZM100 83V82H99ZM116 83V82H115ZM189 83V84H188ZM231 83V82H229ZM238 83V82H237ZM252 83H253V80H252ZM10 85V86H13L14 85H17V84H14L13 81H7V79L5 80L4 78L0 77V88L3 86H6V85ZM32 84V83H31ZM76 84V83H75ZM81 84V83H80ZM83 84V83H82ZM88 84V83H87ZM86 84V85H87ZM95 84V83H94ZM181 84V85H180ZM227 84V83H225ZM241 83H239L240 85ZM23 85V84H22ZM28 85H30L28 83ZM47 85V88H48V84ZM66 85V84H65ZM71 85V84H70ZM77 85V84H76ZM140 85V84H139ZM138 85V86H139ZM207 85H209L207 83ZM221 85V84H220ZM228 85V84H227ZM235 85V84H233ZM243 85V84H242ZM241 85V86H242ZM26 86V85H25ZM53 86V85H52ZM67 86V85H66ZM182 86V87H180ZM189 86V88H190ZM201 86V85H200ZM204 86V85H203ZM206 86V85H205ZM230 86V85H229ZM247 86V85H246ZM255 86H258V84H255ZM2 87V88H3ZM9 87V86H8ZM32 87V85H31ZM54 87V86H53ZM208 87V86H207ZM215 87V86H214ZM232 87V86H231ZM230 87L229 91H226V92H230V90L232 89ZM237 87V86H236ZM262 87V86H261ZM260 87V88H261ZM12 88V87H11ZM20 88V87H19ZM58 88V87H56ZM67 88V87H65ZM144 88L141 90V91H144ZM201 88H203L201 86ZM201 88H198V91L201 92L199 89ZM205 90L207 91L206 87H204ZM204 88L202 90H204ZM209 88V87H208ZM212 88V87H211ZM216 90L218 91V88L215 87ZM226 88V86H225ZM247 88V87H246ZM245 88V89H246ZM251 88V86H250ZM248 89L246 94L250 92L251 89ZM253 88V87H252ZM258 88V87H257ZM263 88V87H262ZM111 89V88H110ZM185 89V87L183 88ZM193 89V88H192ZM197 89V88H196ZM221 89V88H220ZM237 90L241 89V88H236ZM255 89V88H254ZM252 89V91L254 90ZM5 91V89H3ZM3 90H0V91H3ZM18 90V89H17ZM22 90V89H21ZM28 90V89H27ZM43 90V89H41ZM53 90V89H52ZM51 90V91H52ZM65 90V89H64ZM212 90L209 88V91ZM242 91H244V87L243 89H241ZM1 92V93H5L7 94L6 92ZM9 91V90H7ZM76 91V90H75ZM98 91V90H97ZM183 91V92H181ZM221 91V90H220ZM218 91V92H220ZM223 91V90H222ZM235 91V89L233 90V92ZM249 91V92H248ZM255 91V90H254ZM253 91V92H254ZM258 91V90H257ZM260 91V89H259ZM11 92V90L9 91V93ZM41 92V91H40ZM60 92V91H59ZM70 92V91H69ZM187 93L189 92H194V91H191L190 89L186 91ZM185 92V94H186ZM197 92V91H196ZM194 92V94L196 93ZM203 92V91H202ZM217 92V93H218ZM238 92L239 94L240 91H236ZM245 92V91H244ZM25 93V92H24ZM63 93V92H62ZM61 93V94H62ZM188 93V94H189ZM190 93V94H191ZM206 93V92H205ZM209 93V94H211ZM222 93V92H221ZM219 93V95L221 94ZM224 93V92H223ZM222 93V95H223ZM235 93V92H234ZM243 93V92H242ZM260 93V92H259ZM11 94V99L13 97L12 94L13 93H10ZM8 94V95H10ZM26 94V93H25ZM34 94V93H33ZM49 94V93H48ZM47 94V95H48ZM92 94V93H91ZM94 94V93H93ZM184 94V95H185ZM189 94V95H190ZM194 94H191L192 96ZM230 96H231V93H229ZM255 94V92H254ZM56 95V93H55ZM64 95V94H63ZM89 95V93H88ZM98 96V94H96ZM109 95V94H108ZM191 95L189 96L191 100H195L193 99V97H191ZM197 95V94H195ZM213 95V94H212ZM210 95V96H212ZM225 95V94H224ZM235 94H233L232 96H234ZM242 95V94H241ZM257 94H255L254 96H256ZM263 95V93L261 94ZM0 96H3L2 98H4L5 95H2L0 94ZM16 96V95H15ZM27 96V95H26ZM70 96V95H69ZM77 96V95H76ZM93 96V95H92ZM201 96V95H200ZM236 96V95H235ZM234 98L238 99L237 96ZM247 96V95H246ZM252 95L249 94V97L251 98V101H253L252 104H256V101L254 103V98L251 97ZM259 96V94H258ZM19 97V96H18ZM17 97V98H18ZM36 97V96H35ZM53 97V95H52ZM111 97V96H110ZM138 97V96H137ZM185 97V96H184ZM197 97L198 98V95L197 96H194V98ZM225 97V96H224ZM227 97V96H226ZM244 97V93H243V96ZM34 98V97H33ZM96 98V97H95ZM98 98V97H97ZM200 99L203 100L202 97H199ZM205 98V97H204ZM217 98V97H216ZM228 98V97H227ZM241 98V97H240ZM249 98V99H250ZM264 98V96H263ZM10 99V98H8ZM64 99V98H63ZM67 99V98H66ZM73 99V98H71ZM76 99V98H75ZM136 99V100H138ZM185 99V98H184ZM199 99V100H200ZM209 99V100H208ZM221 99V98H220ZM230 101L231 100H235L233 98H228ZM248 99V98H247ZM247 99L245 100L244 98L242 99V103L245 105L247 104L245 101H247ZM260 99V98H259ZM259 99L257 98L256 100H258L257 104L255 105V107H253L252 109H258V110H263L260 109V106L262 105L261 103H259ZM60 100V99H59ZM80 100V99H79ZM100 100V99H99ZM188 100V99H187ZM208 100V101H207ZM216 101L218 99H215ZM229 100H227L228 102H230ZM7 101V100H6ZM6 101L4 103H6ZM20 101V100H19ZM24 101V100H23ZM41 101V100H40ZM48 101V100H47ZM50 101V100H49ZM73 101V100H72ZM224 101V100H222ZM250 102V100H248ZM264 101V99H263ZM262 101V103H263ZM43 102V101H42ZM81 102V100H80ZM185 102V101H184ZM187 102V101H186ZM185 102V103H186ZM190 102V101H189ZM203 102V101H201ZM219 102V101H218ZM18 103V102H17ZM22 103V101L20 102ZM52 103V102H51ZM95 103V102H94ZM103 103V101H102ZM175 103V104H173ZM177 103L179 105H177ZM184 103V105L186 106V104ZM188 103V102H187ZM220 103V102H219ZM239 103V104H238ZM238 105L237 106H241L240 105V101L238 100ZM13 105H16L15 103L12 102ZM61 104V103H60ZM72 104V103H71ZM112 104V102H111ZM190 105L193 104L192 102L189 103ZM221 104V103H220ZM242 104V105H243ZM11 106V103L9 104ZM22 105V104H20ZM18 105V106H20ZM28 105V104H27ZM57 105V104H56ZM62 105V104H61ZM70 105V104H69ZM74 106V104H72ZM71 105V106H72ZM97 105V104H96ZM177 105V107L175 106ZM183 105V106H184ZM188 105V104H187ZM215 105V104H214ZM218 105V104H217ZM226 105V104H225ZM223 104V106H225ZM243 105V106H244ZM249 105V104H248ZM247 105V106H248ZM9 106V107H10ZM26 106V105H25ZM31 107V110L33 108H37L38 106L35 104H31L29 105ZM29 106L27 108L28 110V113L29 112ZM37 106V107H36ZM60 106V105H59ZM67 106V104H66ZM76 106V105H75ZM82 106V105H81ZM175 106V108H174ZM179 106V107H178ZM194 106V105H193ZM210 106V107H209ZM220 106V105H219ZM222 106V107H223ZM235 105V107H237ZM264 106V105H263ZM27 107V106H26ZM40 107V105H39ZM48 107V106H47ZM52 107V106H51ZM68 107V106H67ZM161 107V111H158L160 110ZM188 107V106H186ZM215 106H213L214 108ZM218 107V106H217ZM216 107V108H217ZM226 107V106H225ZM245 107V106H244ZM252 106H250L251 108ZM12 108V107H11ZM10 108V109H11ZM15 108V107H14ZM42 108V107H41ZM40 108V109H41ZM64 108V107H62ZM69 108V107H68ZM80 108V107H79ZM89 108V107H88ZM119 108V107H118ZM159 108V109H158ZM190 108V107H189ZM212 108V109H213ZM241 108V107H240ZM13 109V108H12ZM24 109V108H23ZM153 109H156V112L155 110ZM184 109V107L182 109H180L181 111ZM218 109V108H217ZM215 109V111L217 113H219V111L221 110V107L220 109ZM223 109V108H222ZM227 109V108H226ZM237 109V108H236ZM9 110V109H8ZM16 110V109H15ZM30 110V111H31ZM64 110V109H62ZM61 110V111H62ZM71 110V109H70ZM155 112V114L152 112L153 111ZM187 110V108L185 109ZM238 110V109H237ZM257 110V111H258ZM52 111V110H51ZM80 111V110H79ZM184 111V110H183ZM193 111V109H192ZM214 111V110H213ZM214 111V112H215ZM225 111L227 110H223V112L225 113ZM246 111H248V108H246ZM250 111V110H249ZM253 111V110H251ZM264 111V110H263ZM54 113H56L55 111H53ZM195 112V111H193ZM222 112V113H223ZM262 112V111H261ZM8 113V111H7ZM10 113V111H9ZM16 113V112H15ZM11 114L12 117L16 114ZM26 113V114H28ZM32 113V112H31ZM30 113V114H31ZM49 113V112H48ZM81 113V112H79ZM189 113V112H187ZM187 113H183L184 117L185 115H187ZM260 113V112H259ZM22 114V113H21ZM24 114V115H26ZM38 114V113H37ZM117 114V113H116ZM261 114V113H260ZM181 115V114H180ZM191 115L194 119V116H193V113L189 114ZM258 115V114H257ZM264 115V114H262ZM9 116V115H8ZM23 116V115H22ZM21 116V117H22ZM33 116V115H32ZM49 116V115H48ZM188 116V115H187ZM7 117V116H6ZM29 117V115H28ZM62 117V116H61ZM181 117V116H180ZM190 117V116H189ZM4 118V116H3ZM2 118V121L4 122V119ZM41 118V117H40ZM48 118V117H47ZM49 118H52V117H49ZM112 118V117H111ZM182 118V117H181ZM180 118V120H181ZM187 119H184V120H187L188 121V117H186ZM190 118V119H191ZM221 118V117H220ZM219 118V119H220ZM8 119V118H7ZM11 119V117H10ZM174 121V125L172 126H168L167 124L165 125V123H169L171 122L172 120ZM189 119V120H190ZM192 119V120H193ZM218 119V120H219ZM258 119V118H257ZM75 120V118H74ZM170 120V121H169ZM183 120V119H182ZM262 120V119H261ZM14 121V119H13ZM40 121V120H39ZM73 121V119H72ZM100 121V120H99ZM108 121V119L106 120ZM172 121V122H173ZM186 121V123H187ZM257 121V120H256ZM254 119H253V122L255 123L256 122ZM259 121V120H258ZM1 122V121H0ZM7 122V121H6ZM70 122V121H69ZM110 122V121H109ZM183 122V121H181ZM252 122V124H253ZM39 123V122H38ZM73 123V122H72ZM188 123V124H189ZM263 123V122H262ZM35 124V123H34ZM33 124V125H34ZM40 124V123H39ZM46 124V123H45ZM56 124V123H55ZM61 124V123H60ZM67 124V123H66ZM105 124V123H104ZM155 124V125H154ZM161 125L163 126L164 128L167 126V127H171V132L172 135H171V138L169 139V141L171 140L172 141V144H170V146H168L165 150L164 153L161 154L160 157H155V156H158V155H151L148 156L147 155V151H150L149 148L151 149H156L153 144L155 145V142H156V139L157 137H155L156 139H154V136L153 134L157 131H159L158 129V125ZM186 127H189L190 125H188ZM249 124V123H248ZM258 124V122H257ZM257 124H256V127H257ZM261 124V123H260ZM6 125V124H5ZM32 125V123L30 124ZM49 125V124H48ZM65 125V124H63ZM70 125V124H69ZM154 125V126H153ZM179 126L181 124H178ZM254 125V124H253ZM8 126V125H7ZM11 126V125H10ZM14 126H16L14 124ZM18 126V125H17ZM44 126V125H43ZM42 126V127H43ZM53 126V125H52ZM66 126V127H65ZM65 132L68 131L69 126L68 125H65ZM68 126V127H67ZM78 127H80L79 125H76ZM156 127L157 126V129L155 130V132L152 134L151 131V128ZM252 126V125H251ZM41 127L40 126H37L36 128H39ZM71 127V126H70ZM185 127V126H184ZM259 127V126H258ZM63 128V127H62ZM68 128V129H66ZM81 128V127H80ZM137 128L135 131L134 129ZM175 128V127H174ZM3 130V128H1ZM11 132H9L8 134H11L12 136H17V137H20L22 139H25L27 138V136H25L26 132H24L23 130H15L12 129V128H9ZM33 129V127H32ZM60 129V128H59ZM133 129V130H132ZM155 129V128H154ZM162 129V128H160ZM178 129V128H177ZM248 129V130H249ZM252 129V128H251ZM1 130V132H2ZM5 130L8 131V129L6 128ZM64 130L61 132L62 134L64 132ZM72 131L75 129H71ZM71 130H69L71 132ZM77 130V129H76ZM182 130V129H181ZM6 131V132H7ZM21 131V132H20ZM27 131V130H25ZM34 131V130H33ZM57 131V130H56ZM127 131H129L133 136V139L131 136L129 137H126L127 139L129 140V142L131 141V148L129 146V150L131 149V155H132V158L133 160H129L130 162H132L133 164L132 165H135L142 159V158H148L150 157L148 160V162H145L147 163L145 166V170L143 172H140L137 174H135L134 178L132 180L129 181V183L127 181H123L120 183V186L119 188H117V191L116 193H114L112 196H108L109 193L110 195L112 194V192H110V190H112L114 192V187L113 189L109 188V193L106 194L105 192V195L108 196L106 197V199L108 198V200H105L103 199V196H102V199L99 198L97 195H98V192L100 190H102L103 188L106 187V182H110V180L113 178L112 176L115 175V171H114V174L113 172L111 171L110 173L107 171V169L105 170V166L104 163L105 161L107 160L106 158H110L109 160H111V154L113 153V155H116L114 154L118 148H123V146H121L124 141L126 140L125 136L127 133ZM161 131V130H160ZM159 131V132H160ZM178 131V130H177ZM176 131V132H177ZM245 131V132H244ZM251 131V130H250ZM0 132V133H1ZM31 132L28 131V133ZM58 132V131H57ZM162 132V131H161ZM170 132V131H169ZM170 132V133H171ZM179 133H181V131H178ZM4 133V131L2 132ZM14 133V134H13ZM38 133V132H37ZM59 133V132H58ZM60 133V134H61ZM86 133V134H85ZM88 133V134H87ZM92 133V135H90ZM163 133V132H162ZM167 133V131H166ZM238 133V135H236ZM31 134V133H30ZM157 134V133H156ZM165 134V133H164ZM53 135V133L51 134V136ZM79 135V136H78ZM125 135V136H124ZM128 135V134H127ZM159 135V134H158ZM167 134H165L166 136ZM230 135V136H229ZM232 135H236V136H232ZM1 136V134H0ZM34 136V135H33ZM63 136H67V134L63 135ZM245 136V134H244ZM10 137V136H9ZM25 137V138H24ZM231 137V138H229ZM243 137V136H242ZM49 138V137H48ZM125 138V139H124ZM248 138V137H247ZM4 139V138H3ZM233 139V140H234ZM246 139V138H245ZM29 140V139H28ZM43 140V139H42ZM155 140V141H154ZM161 140V139H160ZM224 140V141H225ZM247 140V139H246ZM20 141H23V140H20ZM34 141V139H33ZM159 141V140H158ZM252 141V140H251ZM255 141V140H254ZM50 142V141H49ZM58 142V141H55V143ZM128 142V141H127ZM157 143V142H156ZM226 143V142H225ZM126 144V143H124ZM123 144V145H124ZM165 144V143H164ZM227 144V143H226ZM1 145V144H0ZM35 145V143H34ZM159 145V144H158ZM253 145V144H251ZM2 146V145H1ZM0 146V147H1ZM7 146V145H6ZM6 146H2L3 148H5ZM26 146V144H25ZM32 146V145H31ZM36 146V145H35ZM127 146V147H128ZM239 146V145H238ZM154 147V148H153ZM159 147V146H158ZM223 147V146H221ZM227 147V146H226ZM48 148V146H47ZM59 148V146L57 147V149ZM160 148V147H159ZM7 149H9L7 147ZM43 149H44V146H43ZM46 149V148H45ZM128 149V148H127ZM126 149V151H128ZM218 149V148H217ZM11 150V149H10ZM23 150V149H22ZM29 150H31L29 148ZM226 150V149H225ZM34 151V150H33ZM125 150H123L121 153L122 155L125 154V153H128L126 152ZM152 151V150H151ZM207 151V152H206ZM224 151V150H223ZM6 152V151H4ZM26 152V151H25ZM24 152V153H25ZM120 152V149L119 151ZM220 152V151H219ZM222 152V151H221ZM220 152V153H221ZM238 152V151H237ZM27 153V152H26ZM29 154L31 152H28ZM60 153V154H61ZM117 153V152H116ZM149 153V152H148ZM157 153V152H156ZM159 153V152H158ZM3 154H6V153H3ZM130 154V152L128 153ZM250 154V152H249ZM254 154V153H253ZM110 155V157H109ZM127 155V154H126ZM124 155V156H126ZM208 155V154H207ZM230 155V154H229ZM233 156V154H231ZM17 156V155H16ZM68 156V155H67ZM71 156V155H70ZM120 156L121 160L122 158H124V156H121L120 153L117 154V159H119L118 157ZM152 156H154L152 158ZM203 156V155H202ZM222 156V155H221ZM227 156V155H226ZM37 157V156H36ZM114 157V156H113ZM127 157V156H126ZM204 157V156H203ZM246 157V156H245ZM33 158V157H32ZM75 158V157H74ZM115 158V157H114ZM114 158H112L114 160ZM130 158V157H129ZM131 158V159H132ZM216 158V157H215ZM225 158V156H224ZM106 159V160H105ZM128 160V158H126ZM209 159V158H208ZM222 159V158H221ZM220 159V160H221ZM234 159V158H233ZM250 159V158H249ZM248 159V160H249ZM264 159V158H263ZM110 161V162H115V161ZM124 160V159H123ZM214 160V159H213ZM212 160V161H213ZM223 160V159H222ZM240 160V159H239ZM3 161H4V158H3ZM144 161V160H143ZM236 161V160H235ZM10 162V161H9ZM109 162V163H110ZM118 162L120 163V160H118ZM215 162V161H214ZM225 162V161H224ZM229 162V161H228ZM245 162V161H244ZM243 162V163H244ZM247 162V161H246ZM257 162V160H256ZM25 165L23 166L22 165ZM108 163V160H107V163H105V165H109L111 166L110 163ZM113 163V164H115ZM203 163V162H202ZM216 163V162H215ZM108 165L106 166V168L108 167ZM118 165V164H117ZM121 165V164H120ZM122 165H124L122 163ZM131 165V164H129ZM143 165V164H142ZM192 165V164H191ZM245 165V164H244ZM255 165V164H254ZM259 165V164H258ZM12 166V167H10ZM134 166V167H135ZM138 166V165H137ZM238 166V165H236ZM243 166V165H242ZM252 166V165H251ZM263 166V165H262ZM48 167H51L48 169ZM114 169V165L111 166L110 168ZM118 167V166H117ZM250 167V166H248ZM264 167V166H263ZM116 168V167H115ZM138 168V167H136ZM194 168V167H193ZM204 168V167H203ZM220 168V167H219ZM235 168V167H233ZM246 168V167H245ZM117 169V168H116ZM128 169V168H126ZM139 169V168H138ZM188 169V170H187ZM196 169V168H195ZM199 169V168H198ZM244 169V167H243ZM247 169V168H246ZM108 170H109V167H108ZM123 170V168H122ZM137 170V169H136ZM187 170V171H186ZM202 170V169H201ZM241 170V169H240ZM250 170V169H249ZM264 170V169H263ZM110 171V170H109ZM120 171V169H119ZM124 171V170H123ZM132 170H130V174L136 172H131ZM192 171H194V169H192ZM190 171V172H192ZM198 172H200L199 170H197ZM206 171V170H205ZM233 171V170H232ZM255 171V170H254ZM2 172V171H1ZM125 172V171H124ZM187 172V173H188ZM195 172V171H194ZM193 172V173H194ZM234 172V171H233ZM253 172V171H252ZM118 173V172H117ZM123 173V172H121ZM202 173V172H201ZM7 174V173H5ZM9 174V173H8ZM120 174V173H119ZM125 174V173H124ZM188 174H192V173H188ZM196 174V173H195ZM198 174V173H197ZM196 174V175H197ZM218 174V173H216ZM9 175V176H10ZM121 175V174H120ZM14 176V177H13ZM129 175L127 174L126 177H128ZM132 176V175H131ZM199 176V174L197 175ZM256 176V175H255ZM117 177V176H116ZM115 177V179H116ZM187 177V176H186ZM201 176H199L200 178ZM122 178V177H121ZM120 178V179H121ZM132 178V177H131ZM8 179V178H7ZM119 179V178H118ZM191 179V178H190ZM243 179V178H242ZM248 179V178H247ZM251 179V178H250ZM255 179V178H254ZM4 180V179H3ZM121 181V180H120ZM250 181V180H249ZM2 182V181H1ZM258 181H256L257 183ZM260 182V181H259ZM10 183V182H9ZM115 183V181H114ZM113 182L111 184H114ZM182 183L184 185H182ZM228 183V182H227ZM252 183V182H250ZM109 184V183H108ZM107 184V186H108ZM118 184V183H117ZM116 184V185H117ZM245 184V183H244ZM249 184V183H248ZM115 185V186H116ZM194 185V184H193ZM219 185V184H218ZM238 185V184H237ZM105 186V187H104ZM226 186V185H224ZM250 186V185H249ZM254 182H253V191L257 190V187L256 189L254 190ZM111 187V186H110ZM229 187V186H227ZM238 187V186H237ZM251 187V186H250ZM1 188V187H0ZM204 188V187H203ZM247 188L249 189V187L247 186ZM263 188V187H262ZM78 189V194H77V190ZM192 189V188H191ZM197 189V188H195ZM260 190V189H259ZM263 190V189H262ZM74 191H76V193H74ZM103 191V190H102ZM188 191V190H187ZM228 191V190H227ZM1 192V191H0ZM74 193V195L72 193ZM201 192V191H200ZM216 192H219V191H216ZM248 192H251V189L248 190ZM258 192V191H257ZM4 193V191H3ZM211 193V192H210ZM233 193V192H232ZM231 193V194H232ZM247 193V192H246ZM254 193V192H253ZM2 194V193H1ZM104 194L103 192L99 195H102ZM194 194V193H193ZM198 194V193H197ZM251 194V193H250ZM73 195V197H72ZM77 196L76 199H73L74 196ZM187 195V194H186ZM257 195V194H256ZM261 195V194H259ZM194 196V195H192ZM214 196V195H213ZM226 196V195H225ZM9 197V196H8ZM174 197V196H173ZM176 197V198H177ZM218 197V196H217ZM216 197V198H217ZM231 197V196H230ZM237 197H238V194H237ZM28 198V199H26ZM51 199H54L56 202L58 200V204L60 205L59 207L57 206L58 204L54 203V201L50 200ZM171 197H169L170 199ZM175 198V197H174ZM185 198V196H184ZM188 198V197H187ZM215 198V199H216ZM227 198V197H226ZM225 198V199H226ZM26 199V200H25ZM173 199V198H172ZM214 199V200H215ZM223 199V198H222ZM224 199V200H225ZM234 199V198H233ZM239 199V198H238ZM50 200V202H49ZM179 200V199H178ZM218 200V199H217ZM229 200V198H228ZM232 200V199H231ZM249 200V199H248ZM26 201V202H25ZM174 201V200H173ZM182 201V200H181ZM186 201V200H185ZM184 201V202H185ZM203 201V200H202ZM44 202V203H43ZM49 202V205L51 208H57L56 209V215H55V211L52 209H50L49 211V206H47L45 203ZM183 202V203H184ZM187 202V201H186ZM207 202V201H206ZM233 202V201H231ZM40 203H43L42 205ZM53 203L56 205L53 206ZM213 206H214V202H212ZM218 203V202H217ZM235 203V202H234ZM237 203V202H236ZM244 203V202H242ZM40 204V207L39 205ZM52 204V206H51ZM203 204V203H201ZM239 204V203H238ZM43 205H46V208L48 209H45V206L43 207ZM190 205V204H189ZM188 205V206H189ZM205 205V204H204ZM220 205V204H219ZM234 205V204H233ZM42 206V207H41ZM166 206V205H165ZM175 206V207H174ZM174 210L175 208L178 209V207H176L177 205H174ZM178 206H179V203H178ZM212 206V207H213ZM240 206V205H239ZM243 206V205H242ZM255 206V205H254ZM167 207V206H166ZM169 207V206H168ZM180 207V206H179ZM184 207V206H182ZM207 207V206H206ZM211 207V205H210ZM215 207V206H214ZM224 207V206H223ZM40 210H39V209ZM209 208V207H208ZM163 209V208H162ZM195 209V208H194ZM197 209V208H196ZM244 209V208H243ZM39 210L40 213L37 211ZM47 210V211H46ZM170 210V209H169ZM42 211H46L48 213H50V216L49 217V213L47 214L46 212L42 213ZM158 211V212H157ZM190 211V210H188ZM201 211V210H200ZM203 211V209H202ZM213 211V210H212ZM223 211V210H222ZM232 211V210H231ZM249 211V210H248ZM251 211V210H250ZM38 212V213H36ZM210 212V211H209ZM208 212V213H209ZM182 213V212H181ZM201 213V212H200ZM199 213V214H200ZM222 213V212H220ZM38 214H41L39 216H42L43 220H40V217H38ZM52 214V215H51ZM176 214V213H175ZM190 214V213H189ZM212 214V213H210ZM165 215V213H164ZM192 215V214H191ZM204 215V214H203ZM221 215V214H220ZM229 215V213H228ZM25 216V219L28 221L26 223V220L21 219L22 217ZM45 216V217H43ZM47 216V218H46ZM176 216V215H175ZM189 216V215H188ZM187 216V217H188ZM222 216V215H221ZM220 216V217H221ZM194 217V216H192ZM209 217V216H208ZM41 218V219H42ZM45 218V219H44ZM144 218L146 219L144 221ZM162 218V217H161ZM184 218L186 219V217L184 216ZM213 218V216H212ZM233 218V217H231ZM183 219V218H182ZM201 219V217H200ZM24 220V221H23ZM157 220V221H156ZM218 220V219H217ZM164 221V220H163ZM185 221V220H184ZM196 221V220H195ZM214 221V220H213ZM231 221V219H230ZM167 222V220H166ZM169 222V221H168ZM200 222V221H199ZM225 222V221H224ZM235 222V221H234ZM187 223V222H185ZM197 222H195V224H197ZM136 224V225H135ZM228 224V223H227ZM230 224V222H229ZM238 224V223H237ZM185 225V224H183ZM204 225V224H203ZM223 225V224H222ZM221 225V226H222ZM9 226H11L12 228H9ZM178 226V225H177ZM176 226V227H177ZM256 226V225H255ZM8 227V228H7ZM14 227V228H13ZM199 227V226H198ZM226 227V226H224ZM223 227V228H224ZM142 228V227H141ZM140 228V229H141ZM156 228V226H155ZM182 228V227H181ZM213 229V227H212ZM262 229V228H261ZM131 230H133L131 228ZM184 230V229H183ZM189 230V229H188ZM229 230V229H227ZM226 230V231H227ZM142 231V230H141ZM164 231V230H163ZM162 231V232H163ZM166 231V230H165ZM177 231V230H176ZM211 231V229H210ZM178 232V231H177ZM181 232V231H180ZM154 233V232H153ZM152 233V234H153ZM176 233V232H175ZM173 233V234H175ZM189 233V232H188ZM131 234V233H130ZM133 234V233H132ZM155 234H158V233H155ZM182 234V233H181ZM226 234V233H225ZM214 235V234H213ZM6 238H4V237ZM131 237L133 235H129L128 234V237ZM118 237V238H119ZM129 237V239H130ZM139 237V236H138ZM155 237V236H154ZM163 237V236H162ZM177 237V236H176ZM192 237V236H191ZM224 238V237H223ZM8 239V240H6ZM128 239V238H126ZM125 239V240H126ZM161 240V239H160ZM202 240V239H200ZM4 241L6 242V244L4 243ZM118 241V240H116ZM115 241V242H116ZM123 242V241H122ZM122 242L121 245L118 242H116L117 244H119L120 246H122ZM159 242V241H158ZM162 242V241H161ZM174 242V241H173ZM4 243V244H3ZM172 243V242H170ZM212 243V242H211ZM116 245V244H114ZM127 245V244H126ZM132 245V243H131ZM144 245V244H143ZM202 245V244H201ZM148 246V245H147ZM146 247V246H145ZM170 247V246H169ZM243 247V246H242ZM114 248V247H113ZM150 248V247H149ZM186 248V247H185ZM188 248V247H187ZM198 248V247H197ZM196 248V249H197ZM245 248V247H244ZM248 248V247H246ZM115 249V248H114ZM113 249V250H114ZM136 249V248H135ZM139 249H143V248H139ZM138 251H141L139 250ZM147 249V247H146ZM187 250V249H186ZM203 250V248H202ZM248 250V249H247ZM144 251V250H143ZM164 251V250H163ZM244 251V250H243ZM249 251V250H248ZM254 251V250H253ZM264 251V250H263ZM114 252V251H113ZM145 252V251H144ZM232 252V251H231ZM247 252V251H246ZM245 252V253H246ZM258 252V251H257ZM139 253V252H138ZM152 254V252H150ZM173 253V252H172ZM209 253V252H208ZM225 253V252H224ZM130 254V253H129ZM144 254V253H143ZM237 254V253H236ZM259 254V253H257ZM120 255V254H119ZM147 255V254H146ZM231 255V254H230ZM245 255V254H244ZM243 255V256H244ZM253 255V254H252ZM39 256L40 257H45L44 259L45 260H39ZM123 256V254H122ZM147 256H150L147 255ZM165 256V255H164ZM201 256V255H200ZM241 256V255H240ZM249 256V253L247 255V257ZM256 256V255H255ZM133 257V255H132ZM139 257V256H138ZM167 257V256H166ZM206 257V256H205ZM245 257V256H244ZM243 257V258H244ZM251 257V256H250ZM120 258V257H119ZM135 258V257H134ZM143 258V257H142ZM141 258V259H142ZM175 258V257H174ZM200 258V257H199ZM221 258V257H219ZM242 258V257H241ZM42 259V258H41ZM162 260V259H161ZM206 260V259H205ZM216 260V259H215ZM218 260V259H217ZM127 261V260H126ZM133 261V260H132ZM167 261V260H166ZM252 261V260H251ZM263 261V260H262ZM129 262V261H128ZM147 262V261H146ZM156 262V261H155ZM162 262H165L164 260ZM242 262V261H241ZM261 262V261H260ZM137 263V262H136ZM188 263V262H187ZM237 263V262H236ZM239 263V262H238ZM251 263V262H250ZM257 263V262H256ZM128 264V263H127ZM149 264V263H148ZM216 264V263H214ZM224 264V263H223ZM229 264V263H228ZM241 264V263H240Z\"/></svg>", "mask_w": 264, "mask_h": 264}]
</instances>
